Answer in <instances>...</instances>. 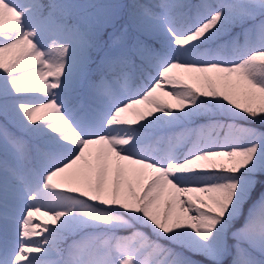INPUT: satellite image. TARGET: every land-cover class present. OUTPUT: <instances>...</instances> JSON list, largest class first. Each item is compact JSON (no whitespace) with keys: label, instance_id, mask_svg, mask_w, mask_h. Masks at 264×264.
Instances as JSON below:
<instances>
[{"label":"snow or ice","instance_id":"1","mask_svg":"<svg viewBox=\"0 0 264 264\" xmlns=\"http://www.w3.org/2000/svg\"><path fill=\"white\" fill-rule=\"evenodd\" d=\"M0 264H264V0H0Z\"/></svg>","mask_w":264,"mask_h":264},{"label":"rangeland","instance_id":"2","mask_svg":"<svg viewBox=\"0 0 264 264\" xmlns=\"http://www.w3.org/2000/svg\"><path fill=\"white\" fill-rule=\"evenodd\" d=\"M145 2H147V0H145ZM172 103L175 104L174 101H172ZM41 219H45L46 220L47 218L46 217H42Z\"/></svg>","mask_w":264,"mask_h":264},{"label":"trees","instance_id":"3","mask_svg":"<svg viewBox=\"0 0 264 264\" xmlns=\"http://www.w3.org/2000/svg\"><path fill=\"white\" fill-rule=\"evenodd\" d=\"M241 123H244V122H241Z\"/></svg>","mask_w":264,"mask_h":264}]
</instances>
